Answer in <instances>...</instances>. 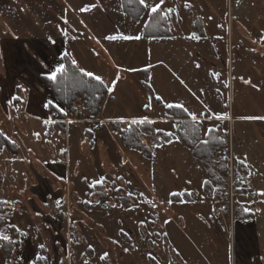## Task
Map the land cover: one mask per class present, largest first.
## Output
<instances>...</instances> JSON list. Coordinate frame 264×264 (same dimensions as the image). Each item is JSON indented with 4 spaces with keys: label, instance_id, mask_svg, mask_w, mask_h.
Listing matches in <instances>:
<instances>
[{
    "label": "rangeland",
    "instance_id": "rangeland-1",
    "mask_svg": "<svg viewBox=\"0 0 264 264\" xmlns=\"http://www.w3.org/2000/svg\"><path fill=\"white\" fill-rule=\"evenodd\" d=\"M187 2L191 7H184L185 0H166L157 18L160 21L166 15L164 21L174 39L154 40L143 38V25L149 18L144 10L136 22L131 19L142 11L138 0H126L129 7L125 10L130 9L131 16L124 12L121 0H0V201L8 202L0 204V217H3L0 232L11 237V241H0V264H85L86 261L87 264H227L229 240L217 236L215 231L227 233L226 222L234 216L233 208L229 207L226 214L224 204L206 200L203 190L195 194L202 199L194 205L167 202L170 173L175 176L181 169L193 173L191 182L199 186L204 180L212 185L209 180H214L205 173L202 175L204 168L177 135L176 126L180 123L163 117L167 112L164 105L183 103L191 112L200 106L184 83H180L181 74L188 77L195 72L190 64H197L195 44H204L205 65L201 64L199 69L204 68L201 75L206 93L213 91L212 88L218 93L216 85L224 82L222 74L226 65L218 53L221 44H237L242 48L251 44L253 67L249 72L259 80L254 79V86L258 84L261 88L262 79L264 89V41L260 39L264 36V0ZM90 4L97 7L84 13L79 11ZM168 8L174 9L173 18ZM196 19L204 21L206 37L190 39L193 34L198 35ZM38 25L44 32L32 31ZM118 34L139 35L141 39H104ZM149 44L157 47L156 57L146 53ZM181 44H187L188 58ZM68 52L75 55L78 65L86 72L102 77L107 88L113 87L111 97L107 98L106 94L102 101L103 117L144 118L155 113L158 120L153 129L174 134L173 142L154 146L151 136L146 134L152 130L147 126L140 128L146 131L143 138L154 153V159L150 160L138 150L120 146L116 139V136L120 139L118 126L126 122L95 127L91 119L96 116L86 112L84 98L76 100L69 109L61 105L43 77H49L62 64L63 53ZM169 65L174 71L168 70ZM120 75L125 80H120ZM113 80L117 81L115 85ZM238 86L236 83L235 98L240 99ZM199 93L203 95L204 91ZM13 96L20 99L12 100ZM156 96L162 99L158 101ZM149 97H152L151 107H145ZM204 103L211 115L221 111V106L215 107V101L213 106ZM49 106L56 107L54 113ZM61 109L64 118L59 115ZM243 115L238 109L234 113L233 134L230 128L227 131L213 120L195 122L197 130H191L201 140L208 129L226 132L229 143L233 136V159L229 157L228 166L224 161L221 168L224 174L228 170L230 199L235 188L253 196L248 192L249 187L252 190L254 184L264 187V120L262 133V128L253 123L256 137L240 121ZM250 115L264 116V113ZM246 122L250 124L249 120ZM3 137L13 147L6 145ZM260 137L263 143L254 142ZM226 151L218 152L216 160L226 158ZM103 157L110 158L106 165L101 161ZM246 157L251 167L259 170L254 177L248 175L249 187L243 185L242 176ZM101 177L105 178L102 184L106 197L98 187L94 192L91 190L93 182ZM118 190L127 196L132 193L129 197H135L138 207L126 208ZM210 195L218 197L214 192ZM256 195L257 200L252 204L259 201ZM101 197L106 199L101 201ZM259 214L263 222L259 228L264 234L263 208ZM165 220L169 223L165 224ZM8 224L17 225L21 232L8 228ZM258 224L261 225L260 221ZM40 244L45 247L41 249ZM125 248L129 251H124ZM104 252L109 255L101 261L99 256ZM148 253L156 260H150ZM37 255L46 259L37 260Z\"/></svg>",
    "mask_w": 264,
    "mask_h": 264
},
{
    "label": "crops",
    "instance_id": "crops-1",
    "mask_svg": "<svg viewBox=\"0 0 264 264\" xmlns=\"http://www.w3.org/2000/svg\"><path fill=\"white\" fill-rule=\"evenodd\" d=\"M147 19H148V17H147ZM202 25H203V28L205 30L204 21H202ZM247 25L250 27H253L250 24H247ZM39 26L40 25L36 26L35 29H32V31L33 30H36V31L41 30V32H44V30L42 29V26H40V27ZM28 38H31V37H28ZM172 39H174V37H171V40ZM90 44H92V43H90ZM181 45L184 47V53H185L186 57L188 58V50L186 47L187 44H181ZM192 45H194V44H192ZM214 45H217V44H214ZM194 47L196 48V53H197V56H196L197 64H199V65L202 64L204 67V65H205L204 44H195ZM218 49H220V51H218L219 56L222 57L221 59L224 60V64L226 65L225 70L223 71V74H222V76H223L222 80L224 82L220 86L216 85L221 94L219 92L217 93L216 90H214V88H212L213 89V91H211L212 92V94H211L212 100L210 101V93L211 92L206 93L204 79H203L204 75H201V72L204 71V68L199 69L195 65H193L194 63H190L192 65V70H195V72L192 74V76L189 75L187 77L184 74H181V76L183 77V81H184L183 85H185L184 88L187 91L191 92V96H193L194 100H196L195 103L197 105H200L199 107L194 108V110H195L194 112L195 113H203V115L199 117V122H196V123H207L210 120L217 121V124H221V125L225 126L227 131L230 128V131L233 134L234 125H235L234 113L237 111V109H238V111L243 112L244 115L242 117H250L251 116L250 114H254V113H258V112L264 113V100H263L264 89H263V83H262L263 80L260 79L261 88L259 87L260 85H258V84L254 86V79L257 78L256 77L257 75L254 76V73L249 72L250 70H252L251 66L253 67V63L250 61V59L252 58L251 57L252 56L251 44H246L243 48H242V46L237 47V44H221ZM146 53L148 54V56L153 55L156 57V55H158L157 54V47L153 46L152 44H149V46L147 47ZM66 54H68L73 61H76L75 64L81 69V67L78 65L79 63H78L75 55H73L72 52H70V53L68 52ZM168 60H170V59H168ZM168 70L174 71V67L169 65ZM183 71L185 72V70H183ZM94 77H96V76H94ZM119 79L125 80V76L120 75ZM245 80L250 81V83H244ZM256 80H258V79H256ZM101 81H103V83L106 85V81L104 79H102V77H101ZM236 83H238V85H239L237 88L240 91L239 92L240 93L239 95H241L240 99L238 98V96H237V98H235L237 95V94H235V84ZM223 85H225V88ZM256 86H257V88H256ZM201 87L203 88L202 91L200 89ZM211 87H213V86H211ZM106 88H107V85H106ZM199 91L202 93L204 91L205 95L200 94ZM193 93L195 95H193ZM108 97H111V94H109V92L107 93V98ZM204 101H206L208 103V106H213V101H215V104H214V105H216L215 107L217 108L218 105L221 106V109H220L221 111H216L218 113L213 112L214 114L211 115L212 112L208 113V111H206V109L204 107V105H205ZM104 102H106V101H104ZM174 104H182V105H184V107H186L191 112L190 107L186 106L183 103L175 102ZM196 104H195V106H196ZM167 109H166V111H167L166 114L165 115L163 114V117L167 120L177 121L178 123H180V125H181L180 121H182L184 119V117H187V119L191 120L187 116V114L180 108H176L177 109L176 112H175V110L172 111L169 108H167ZM209 109H210V107H209ZM103 112H104V109L102 107H100L98 115L95 117V119H91V123H93L92 125H94L95 127L100 126L99 128H102L103 127L102 125H104V123L109 124V123H113V122L124 121V122H126V124H129L134 119L135 120L142 119V117H137V116L131 117L129 119L128 118L120 119V118L113 117V116L103 117ZM173 112H175V113H173ZM247 114H249V116H247ZM216 115H219L222 118L216 119L215 118ZM255 116L259 117L258 115H255ZM205 117H213V118L212 119H205ZM242 117H241V119H242ZM147 120H150L148 122L153 123V126L155 127V125H157L156 120H158V117L155 115V113H152V115L147 116ZM247 120H249V119H242L240 121L245 123L244 125H245L246 129L249 128L251 134H255L254 130H253V128L255 126L253 123L259 125V128H262L261 133L263 132L262 120H258V119L249 120L250 121L249 125H247V122H246ZM254 121H256V122H254ZM94 135L97 136V133H94ZM111 135H112V133H111ZM255 136H256V134H255ZM111 139H112V137H111ZM116 139L119 142L120 146L125 148L124 145L122 144V142L120 141L119 136L118 137L116 136ZM252 140H251V142H252ZM260 141H261V143H263V139L261 137H260V139L255 138V140H254V142H256V143H259ZM234 145H235V142H234V138L232 136V140L230 141V143H229V138H228V144H227V148H226L227 151H226V155H225L226 158L219 159V160L226 161L227 166H228L229 157H230V159L231 158L233 159ZM248 145L250 146V143H248ZM251 145H252V143H251ZM229 146H230V154H229ZM153 155H154V153H153ZM153 155L151 158H149L150 160L153 158ZM118 157L120 158V156H118ZM109 160H110L109 157L108 158H106V157L101 158L103 165H106V162H108ZM175 160H177V157L175 158ZM197 166H199V164H197ZM244 166H245V169L243 170L242 176L245 177V180H243L244 182L243 181L242 182H243V185H245V183H246L249 187V184L247 181L248 175L249 176L251 175L254 177L258 174L259 170H258V168H252L251 167V165L249 164V159L247 157L244 158ZM204 170H205V168H204ZM110 173H112V171ZM201 173L203 176H205V174H206V176L208 175L206 170H205V172H201ZM170 174H171V177H170L169 183L171 185L169 184V186L171 188L169 190V197H168L167 202L169 200H171L172 203H169V204H171V205L179 204L178 206H182L183 204L194 205V204H196L197 201H200L202 199V198L200 199L199 196H196L195 194H197L199 192V190H201V191L203 190V192L208 197V198L207 197L205 198L206 200L211 201V202L214 201L215 203L216 202H222L224 204V208L226 209V214L229 210V207L233 208L234 216L228 221V223L226 222L227 233H224L223 231H222L223 233L215 231L217 233V236H223V237H226L225 238L226 240L227 239L229 240V242L227 241V243H229V246H230V248H229V261H227V264H264V234L262 233L263 229L259 228L263 224V222L260 219L262 217L259 216L261 209L263 208V210H264V194H262V193H264V187L263 186H257L256 184H254V186H255L254 190H252V188L250 189V187H249L250 191H248V192L254 194L253 196H249L242 191L238 192V189L233 187V188H235L234 189L235 193H234V196L232 195L233 198L230 199L231 197L229 196L228 189L231 185H229V180L227 177L228 170L225 171V174L223 172L222 175H220V180H218V181H216V180L210 181L209 180L210 183H214V184L210 185V184L204 183L203 185H200V186L197 183L191 182L192 177H194L193 173L188 174V173H186V171L181 169L175 176H173L172 173H170ZM248 187L245 186V188H248ZM230 189H232V188H230ZM173 192L179 193L180 195L178 197L172 196L171 193H173ZM213 192L218 197H216V198L212 197L210 195V193L212 194ZM256 193H258L260 195H256ZM220 194H221V196H219ZM255 195L258 197L259 201H257L255 204H252L253 201L256 199V198L254 199ZM245 200L246 201L250 200V202H245ZM181 201H184V202L181 203ZM230 203H231V205H230ZM234 207H236V208L234 209ZM258 221H260V224H261L260 226H258L259 225ZM230 226H231V233L229 231Z\"/></svg>",
    "mask_w": 264,
    "mask_h": 264
},
{
    "label": "trees",
    "instance_id": "trees-1",
    "mask_svg": "<svg viewBox=\"0 0 264 264\" xmlns=\"http://www.w3.org/2000/svg\"><path fill=\"white\" fill-rule=\"evenodd\" d=\"M122 1V8L124 12L128 13V16H131V10H125L129 6L126 5V0ZM141 7V6H140ZM142 8V7H141ZM142 11H139L137 16H132L131 19L136 22ZM173 12H170V17L173 18L175 15ZM159 14V13H158ZM158 14H154L149 16L145 24L143 25V38L147 37H157V38H171V29L167 25V17L163 15V19L160 17L157 18ZM164 19L166 21H164ZM195 30L198 31V37L203 38L206 37L204 34V28L202 22L200 20H195ZM62 64L64 65V70L60 73H57L56 79L51 80L47 76L43 77V81L45 85L50 89L54 97L64 105L65 108L72 107L76 100L79 98H84L85 101V110L91 116H97L102 104L104 97L107 94L106 85L103 81H98L94 76H88L86 72H81L80 68L73 63V60L66 54H63L61 57ZM50 111L54 113L56 110L55 106H49ZM172 111L176 108H171ZM174 112V113H175ZM59 115L64 118V113L60 111ZM181 122V126L184 131H177V135L181 136V140L184 144L192 149V154L196 161L205 168L209 178L211 180H220V175H222V166H224V160H216V155L218 152L226 150L228 144V136L227 134H223L218 128L211 129L208 132L204 140H201L198 133L191 132V130H197V125L195 122L187 119H184ZM149 127L152 131L146 132L151 136V144L154 146L161 145L163 142L167 140H172L174 138V134H165L163 132H157L153 129V125L150 122L145 123H130L126 125L122 123L118 126V132L120 134V140L124 146L130 149H135L140 151L144 157L151 158L153 155L152 149L148 146L146 141L143 138L145 132L143 131L144 127ZM142 134V135H141ZM160 137V138H159ZM6 145H10L13 147V143L3 137ZM206 141V142H205ZM133 142V143H132ZM226 162V161H225ZM222 177V176H221ZM98 187L101 189V193L104 192V197H106V191L104 189L103 184H96L92 186L91 190L95 191V188ZM99 190V189H98ZM120 191V195L122 196V200L126 203V208H130L132 205L137 203L135 197L127 196L123 191ZM94 197V194H92ZM101 197L100 200L106 199ZM6 252L9 249H5Z\"/></svg>",
    "mask_w": 264,
    "mask_h": 264
},
{
    "label": "snow or ice",
    "instance_id": "snow-or-ice-1",
    "mask_svg": "<svg viewBox=\"0 0 264 264\" xmlns=\"http://www.w3.org/2000/svg\"><path fill=\"white\" fill-rule=\"evenodd\" d=\"M138 3L139 5L143 8L144 12H145V15L147 16H152L154 14H158L160 13L161 11L164 10L165 8V4H166V0H138ZM237 3H239V0H237ZM97 7V4H90V5H85L84 7L80 8L79 11L81 13H84V12H88L90 11L91 9H94ZM184 7H191L190 3L187 2V0H185V4H184ZM168 12H173L174 9L173 8H168L167 9ZM65 23H68V21L65 19L64 21ZM190 39H199L198 36H196L195 34H193L191 37H189ZM105 40H109V41H117V40H132V39H135V40H140L141 39V36L139 35H135V36H129V35H124V34H118V35H107L104 37ZM152 39H157V37L153 36ZM262 41H264V36H261L260 38ZM73 63H76V61H73ZM197 68L200 67L199 64H196L195 65ZM64 70V65L63 64H60L56 67V69L51 72V74L49 75V79L51 80H54L56 79V76H57V73H60ZM132 70H135V69H132ZM81 72H84L85 70L83 68L80 69ZM88 76H93V73L92 72H87L86 73ZM173 75H175V73H173ZM96 80L100 81L101 80V77L100 76H96L95 77ZM177 79H179V77H177ZM116 80H113L112 81V84L115 85L116 84ZM181 84L184 83L183 80L180 81ZM244 83H250V81H247L245 80ZM17 88H22L21 85H17ZM113 87H108L107 88V91L109 93H112L113 92ZM193 95H195L193 93ZM20 97L18 96H13L12 97V100H19ZM149 103L148 104H145V107H151V99L152 97H149ZM162 97L160 96H156V100H161ZM51 103V102H49ZM45 107H48V104H45ZM165 107L166 108H180L182 109L186 114L187 116L193 121V122H199V117L203 115V113H195V112H190L186 107H184V105L182 104H174V103H165ZM62 111V109H61ZM213 117H205V119H212ZM216 119H221L222 117L219 116V115H216L215 116ZM9 119H11V117H9ZM242 119H249V120H256V119H259V120H264V116H250V117H242ZM48 121H45V123H47ZM147 122V117H144L140 120H133L132 123H145ZM208 131H211V129H208ZM34 135H36L37 137L39 136V133H34ZM173 141L172 140H167L166 143L168 144H171ZM206 142V141H205ZM158 147H162V145H157ZM173 171H175V169H173ZM104 177H101L99 180H96L93 182V185L92 186H95L96 184H102L104 182ZM117 179H120L119 177H117ZM128 183H131L130 181ZM204 183H208V181H204ZM264 194V193H262ZM129 196L132 195V193H128ZM172 196H175V197H178L180 194L179 193H176V192H173L171 193ZM184 201H181V203H183ZM8 202L7 201H0V204H7ZM59 203V202H57ZM90 203V202H89ZM97 204L100 203V201H96ZM168 203H172L171 200L168 201ZM112 207H116V205H112ZM134 207H138L137 205H134ZM152 207H156V205L153 203L152 204ZM39 215V213H38ZM0 218H3V217H0ZM143 223V222H141ZM165 224L169 223L168 220H165L164 221ZM8 228L10 229H14L16 232H21V230L18 228L17 225H14V224H8L7 225ZM123 231V230H121ZM23 234V233H22ZM0 241H11V237L7 234H4L3 232H0ZM153 243H155V241H153ZM39 247L41 249H43L45 247V245L43 244H40ZM89 247L91 248V245H89ZM124 251H129L128 248H125ZM108 253L107 252H104L103 254H101L99 256V259L101 261L103 260H106L107 257H108ZM148 256H149V259L152 260V261H155L156 260V257L153 256L151 253H148ZM37 260H45L46 257L44 256H41V255H37L36 257ZM85 264H87V261L85 262Z\"/></svg>",
    "mask_w": 264,
    "mask_h": 264
},
{
    "label": "built area",
    "instance_id": "built-area-1",
    "mask_svg": "<svg viewBox=\"0 0 264 264\" xmlns=\"http://www.w3.org/2000/svg\"><path fill=\"white\" fill-rule=\"evenodd\" d=\"M176 131H184V129L182 128V126L180 125V126H176ZM51 209L53 210V211H55V206L52 204L51 205Z\"/></svg>",
    "mask_w": 264,
    "mask_h": 264
}]
</instances>
